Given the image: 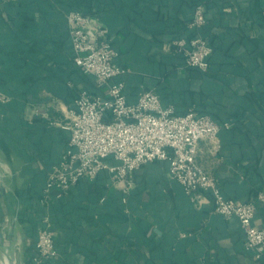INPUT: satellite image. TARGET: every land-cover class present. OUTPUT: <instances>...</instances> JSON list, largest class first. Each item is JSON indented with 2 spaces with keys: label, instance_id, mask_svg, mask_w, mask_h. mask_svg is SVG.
Wrapping results in <instances>:
<instances>
[{
  "label": "crops",
  "instance_id": "0c3cea01",
  "mask_svg": "<svg viewBox=\"0 0 264 264\" xmlns=\"http://www.w3.org/2000/svg\"><path fill=\"white\" fill-rule=\"evenodd\" d=\"M66 1L97 12L91 21L107 29L119 52L117 63L128 69L113 81L122 82L129 102L154 89L162 105L178 113L192 107L216 122H230L218 132L216 152L213 141H198L196 161L225 196L252 202V223L263 228L264 0L208 5L204 34L213 52L206 76L183 68L171 43L192 14L191 0ZM60 2L0 0V93L6 96L0 101L5 153L0 164L8 181L0 188V248L6 253L5 248L20 246L22 264L31 239L25 234L28 224L18 219V194L39 193L49 166L64 151L69 131L63 125L73 92L95 91L93 77L70 67L72 48ZM101 189L109 202L99 201ZM124 199L132 220L124 212L117 215L112 204ZM33 203L27 199L29 207ZM38 208L54 216L60 241L59 258L49 264H264L247 252L237 219L215 213L208 193L187 195L169 177L166 161L145 163L114 183L100 172L96 180L84 178L72 187L63 200L52 191Z\"/></svg>",
  "mask_w": 264,
  "mask_h": 264
},
{
  "label": "built area",
  "instance_id": "2783aa9c",
  "mask_svg": "<svg viewBox=\"0 0 264 264\" xmlns=\"http://www.w3.org/2000/svg\"><path fill=\"white\" fill-rule=\"evenodd\" d=\"M17 1V0H5ZM72 60L82 73L94 79L95 91H77L68 111L69 131L64 151L52 164L43 186V195L52 191L59 196L78 180L93 179L106 171L112 183L131 177L133 171L151 161H166L168 175L177 181L192 199L200 192L208 193L213 211L226 218L234 217L244 233L245 248L258 259L264 254V227L253 225L254 205L225 196L215 177L196 161L197 144L201 139L213 141L218 148L220 129L229 121L216 122L207 113L189 108L183 113L172 105L164 106L154 89L138 93L134 102L126 99L122 82L113 78L128 69L117 63L118 51L108 38V31L90 16L76 10L65 13ZM206 22V8L197 4L187 28L191 35L172 42L183 57L184 66L209 70L208 57L212 48L201 35ZM94 30L91 32L90 28ZM6 96L0 93V101ZM36 240L35 264L56 256L55 232L46 215L42 219Z\"/></svg>",
  "mask_w": 264,
  "mask_h": 264
},
{
  "label": "trees",
  "instance_id": "16d2710c",
  "mask_svg": "<svg viewBox=\"0 0 264 264\" xmlns=\"http://www.w3.org/2000/svg\"><path fill=\"white\" fill-rule=\"evenodd\" d=\"M20 0H17V1H13L14 3L15 2H19ZM216 0H191V10L193 12V9L194 7L199 4V3H203L205 5V8L207 9L208 5L212 2H214ZM59 8L64 12V14L69 11V10H76V11H80L81 13L85 14V15H88L90 16L92 13H97L96 11H92L91 10H88V8L84 7L82 8L80 5H78L77 3H70L68 1H63L59 3ZM191 17H192V14L191 16L185 20L183 23H182V26L180 28V30L178 32H175L173 35H172V38H171V43L176 40V39H179V38H185V37H189L191 34L189 35H186V31L188 33L189 29L187 28V24L188 22L191 20ZM204 29H205V24L202 26V28L200 29V33L202 36H204L210 43L211 45V48H212V51H211V54L209 55L208 57V62H210V56L212 55V52H213V46L210 42V40L205 36L204 34ZM70 41V39H69ZM111 42V41H110ZM112 44V43H111ZM119 53V52H118ZM119 56V55H118ZM70 62H71V69H75V65L73 63V60H72V56H71V59H70ZM73 64V65H72ZM182 64V67L185 68V69H188V70H194L196 71L198 74L202 75V76H206L209 74L210 72V69L206 72L204 71H200L199 69L197 68H193V67H186L184 66V62L181 63ZM74 66V67H73ZM82 90V87L77 90V91H80ZM76 91V93H77ZM73 98H75V91L73 92ZM195 110L199 111V112H202V113H207V112H203V111H200L196 108H194ZM208 114V113H207ZM230 120V119H228ZM216 121V120H215ZM54 163V162H53ZM52 164L49 166V169L48 171L50 170ZM101 172H104V171H101ZM100 173V172H99ZM98 175V174H97ZM97 175L92 179V181L96 180V177ZM109 176V175H108ZM47 177V176H46ZM84 179V178H83ZM83 179H80L78 180L74 185H72L70 188H68L66 191H64L63 193H61L59 196H57V199L58 200H63L64 198H66L70 191H71V188L74 187L76 184L80 183L81 181H83ZM46 181V180H45ZM45 183V182H44ZM44 186V185H43ZM42 188V187H41ZM41 191V189H40ZM19 198V203H20V207L19 209L17 210V214H18V219L19 221H22V222H26L28 224V226L25 227V234L28 235L31 239V243H30V252L26 258V262L25 264H34L33 261H32V257L36 254V250H35V246H34V241H35V236H36V230L37 228L41 225L42 223V219L45 215H43V213L40 212L39 208H38V202H39V198L41 196V193H34L32 192L31 190L29 189H25L23 191H21L19 194H18ZM99 201L101 200V203H106V201H108V197L105 195V191L103 189H101L99 191ZM30 199V200H34V203L32 204L33 206L32 207H29L28 204H27V199ZM121 200V199H120ZM126 200V201H125ZM125 203H121L120 201L118 202V204L116 203H112L114 208H115V211L118 214H121L123 215V212H124V205L127 203V199H124ZM109 202V201H108ZM125 216L129 219V220H132V216L133 214H130V212L127 214L125 213ZM34 215H36L37 217V220L34 219ZM51 223L54 222V216L53 215H50L48 216ZM134 222H135V219H134ZM53 225V224H52ZM186 234V233H185ZM54 245H55V249L57 251L56 253V256L52 257L51 259H48L47 261L41 263V264H49V263H52L54 262L56 259L59 258V248H60V241L58 239L57 236H54ZM247 252H250L252 253L250 250L246 249ZM253 254V253H252ZM258 261H264V254L257 259Z\"/></svg>",
  "mask_w": 264,
  "mask_h": 264
},
{
  "label": "rangeland",
  "instance_id": "374dc122",
  "mask_svg": "<svg viewBox=\"0 0 264 264\" xmlns=\"http://www.w3.org/2000/svg\"><path fill=\"white\" fill-rule=\"evenodd\" d=\"M4 154L5 153L3 152V150L0 149V162L3 160V157L5 158V155ZM3 168H4V166L0 164V188L1 189H4L6 186H8L7 177L5 176V173L3 171ZM42 189H43V187L41 188V191H40L41 196L39 198V201L41 202V204H45L48 197H44L43 190ZM42 225H43V223H41V225L37 228V230H36V236H37V233H38L39 228ZM36 236H35V240H36ZM34 246H35V241H34ZM5 250H7V252H6L7 254L4 251H2V252H4V255L6 254L9 259H11L12 261L15 262V264H22V261H21V258H20V253H19L20 252V246H18L17 249H14L13 248V249H9L8 250V248H5ZM32 259H33V257H32ZM2 261H3V264H10L7 261V259L5 257H3V256H2Z\"/></svg>",
  "mask_w": 264,
  "mask_h": 264
},
{
  "label": "water",
  "instance_id": "95a60500",
  "mask_svg": "<svg viewBox=\"0 0 264 264\" xmlns=\"http://www.w3.org/2000/svg\"><path fill=\"white\" fill-rule=\"evenodd\" d=\"M2 256H4V253L2 252V250H1V248H0V264H1Z\"/></svg>",
  "mask_w": 264,
  "mask_h": 264
},
{
  "label": "bare ground",
  "instance_id": "6f19581e",
  "mask_svg": "<svg viewBox=\"0 0 264 264\" xmlns=\"http://www.w3.org/2000/svg\"><path fill=\"white\" fill-rule=\"evenodd\" d=\"M1 264H3V261H2V259H1Z\"/></svg>",
  "mask_w": 264,
  "mask_h": 264
}]
</instances>
